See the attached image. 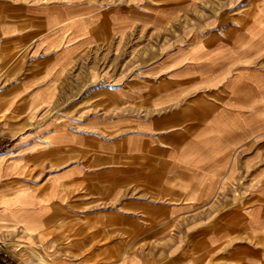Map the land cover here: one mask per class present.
Segmentation results:
<instances>
[{"label": "crops", "instance_id": "0c3cea01", "mask_svg": "<svg viewBox=\"0 0 264 264\" xmlns=\"http://www.w3.org/2000/svg\"><path fill=\"white\" fill-rule=\"evenodd\" d=\"M62 220L264 264V0H0V261Z\"/></svg>", "mask_w": 264, "mask_h": 264}, {"label": "rangeland", "instance_id": "374dc122", "mask_svg": "<svg viewBox=\"0 0 264 264\" xmlns=\"http://www.w3.org/2000/svg\"><path fill=\"white\" fill-rule=\"evenodd\" d=\"M93 204L90 201L89 206ZM66 223L62 220L58 226L47 228L37 246L33 245L31 249L26 248L30 250V255L35 259L34 264H100L104 260L100 257H103L105 252L114 251L115 245L102 241L97 232L98 229L92 226L68 229ZM110 230L108 228L102 230L107 240L113 238V231ZM80 256L85 258H79ZM109 261L113 263L117 260L110 259ZM0 263L12 264L7 259Z\"/></svg>", "mask_w": 264, "mask_h": 264}]
</instances>
